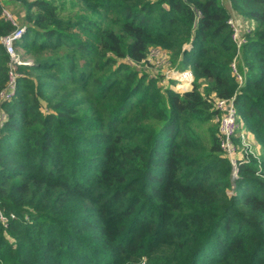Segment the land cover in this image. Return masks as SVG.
I'll return each instance as SVG.
<instances>
[{
  "label": "trees",
  "instance_id": "obj_1",
  "mask_svg": "<svg viewBox=\"0 0 264 264\" xmlns=\"http://www.w3.org/2000/svg\"><path fill=\"white\" fill-rule=\"evenodd\" d=\"M6 5L30 63L0 102V264H264L263 173L233 175L214 122L236 94L234 140L264 149V0H0V39ZM151 48L192 90L137 67ZM8 62L0 42V92Z\"/></svg>",
  "mask_w": 264,
  "mask_h": 264
},
{
  "label": "built area",
  "instance_id": "obj_2",
  "mask_svg": "<svg viewBox=\"0 0 264 264\" xmlns=\"http://www.w3.org/2000/svg\"><path fill=\"white\" fill-rule=\"evenodd\" d=\"M1 17L5 21L11 23V25L14 27V30L8 36L0 39V42L5 47L9 56L7 82L5 88L0 92V102H8L11 101L17 94L18 82L21 76L19 73V67L23 64L30 63V61H23L14 51L16 43L22 41L26 33V28L21 26L14 14L5 7H2ZM240 23L241 22L238 23L236 16H231L228 20V24L233 30L232 40L236 44L237 48H239L245 42V38L241 33L243 27ZM151 59H155L158 63L162 64L160 66H169V54L167 51H164L160 48H151L149 50L146 62H149ZM168 69L169 70L166 74L168 80L173 79L177 82V89H173L175 92L184 93L192 90V88L190 90H186L192 81L194 82V76L190 69L184 71H177L176 69V71H170L174 68L169 67ZM232 69L233 74L236 75L239 84L241 86L245 85L244 78L237 73L234 63L232 64ZM235 97L236 94L230 99H215L214 101V107L218 111L216 122L218 123L219 132L221 135L220 147L232 163L234 176L237 175L239 166L243 164L242 162H237L236 159H234L236 152L234 138L237 136V130L239 127L238 114L235 107ZM241 137L244 138L243 134ZM14 219L15 215L7 216L0 208V224L3 227H8L9 223Z\"/></svg>",
  "mask_w": 264,
  "mask_h": 264
},
{
  "label": "rangeland",
  "instance_id": "obj_3",
  "mask_svg": "<svg viewBox=\"0 0 264 264\" xmlns=\"http://www.w3.org/2000/svg\"><path fill=\"white\" fill-rule=\"evenodd\" d=\"M154 1V0H152ZM7 8L10 9V11L16 15V19L18 21L19 24H21L22 26V19L23 17H18V15L16 14L17 12H20L21 11V8L20 6L18 5H14L13 7L10 5H6ZM67 6L69 7V3L67 4ZM232 15L233 16H236V13L232 12ZM238 23L241 22L240 24L243 25V26H249L248 23H250V25H253L254 22L252 20H249V19H242V18H238ZM20 57L23 56L26 54L25 51L23 50H14ZM22 59V58H21ZM162 64L158 63L155 59H151L149 60V62H146V63H142L140 65H138L137 67L139 69H142V70H145L146 74L149 75V77H159V76H162V79L160 81L161 84H164L166 85L167 87H169V89H177V82L174 81L173 79L171 80H168V77H166V74L168 72V67L169 68H174L173 70H170V71H174L175 70V67L174 66H160ZM177 70V69H176ZM175 70V71H176ZM177 71H180V70H177ZM194 86V82L192 81V83L190 84V86H188L186 88V90H190L191 88H193ZM204 86V85H203ZM204 89L206 90V85L204 86ZM215 124H218L216 122V120L214 121ZM237 137V136H236ZM243 137H241L240 135V140L237 142L234 140V144H235V147H236V152H235V155H234V159H236L237 162H242L243 164L244 163H248L251 158H254V159H257L258 161V165H259V169L262 171V177L264 178V149L263 147L260 145V143L256 140L254 134L246 131L244 134H243Z\"/></svg>",
  "mask_w": 264,
  "mask_h": 264
}]
</instances>
